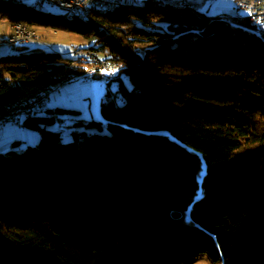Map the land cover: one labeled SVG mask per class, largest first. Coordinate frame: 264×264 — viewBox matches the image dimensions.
Returning <instances> with one entry per match:
<instances>
[{
	"label": "trees",
	"instance_id": "trees-1",
	"mask_svg": "<svg viewBox=\"0 0 264 264\" xmlns=\"http://www.w3.org/2000/svg\"><path fill=\"white\" fill-rule=\"evenodd\" d=\"M136 5L61 18L58 26L125 66L115 79L124 104L113 95L101 121L48 107L23 122L40 143L0 155V264H82L67 247L97 254L98 264L202 255L264 264V33L172 0ZM37 12L0 0L13 25L33 27ZM70 60L38 46L0 58V101L55 86ZM52 114L73 118L59 126ZM199 156L206 194L191 204Z\"/></svg>",
	"mask_w": 264,
	"mask_h": 264
},
{
	"label": "rangeland",
	"instance_id": "rangeland-1",
	"mask_svg": "<svg viewBox=\"0 0 264 264\" xmlns=\"http://www.w3.org/2000/svg\"><path fill=\"white\" fill-rule=\"evenodd\" d=\"M173 2L179 3L181 5L190 4L197 10L205 12L208 16H216L221 14L230 13L232 8L234 7V2L236 0H172ZM26 4L28 6H33L37 9L36 0H26ZM51 14L45 15L40 12H37L34 16L33 30L40 37V44H31L30 46H38L39 48L46 51H53L61 53L64 57L70 58L73 55V52L83 48H90L94 45V40L84 39L81 36L72 33L65 29L62 26H58V24L62 23V17H68V11L66 9L56 7L50 9ZM47 16V17H46ZM47 18V19H46ZM42 22L43 24H39ZM46 22V23H45ZM47 24V25H46ZM12 22L5 18L3 19L0 16V41L8 38L12 33ZM15 55V51H13L9 46L0 44V58L13 56ZM111 55L109 52H100V57L102 59L109 58ZM122 70V69H121ZM122 80L127 85L129 90L133 89V85L130 82L129 78L122 74ZM94 83V82H91ZM66 85H69L67 83ZM64 87V86H63ZM63 87H61L63 89ZM119 87V82L115 81L113 85L110 87L101 86L98 82H96V86L92 87H83L82 92L71 95V98L74 102V106L78 108L81 112L79 117L84 118L88 121H101L103 119L101 108L103 104H107L112 100V96H116V104L121 106L124 104V100L121 95L117 93ZM61 89V90H62ZM60 91H57V94L54 95L53 99V107L56 108L58 106H62L59 97ZM56 93V92H55ZM82 95V96H81ZM86 95V96H85ZM99 96L102 100L98 99ZM56 98V100H55ZM51 106V105H50ZM46 112H41L38 116H46ZM69 121L73 118L72 115H65ZM75 117V116H74ZM8 124V123H7ZM2 125V124H0ZM6 125V124H5ZM14 126V124H13ZM24 127V126H23ZM52 128L57 129L55 126ZM85 127H80V129H84ZM16 133L13 132V135L16 134L15 145H13V151L15 154L22 153L27 150L29 147H37L40 143V135L38 132L27 129V128H16ZM30 132V145L28 144V139L26 140V136L20 133ZM63 131L66 133L68 130L63 128ZM200 157V169L198 174V188L195 195L191 198V204L202 200L206 194L204 189V182L207 175L206 161L202 156ZM185 221L190 223V217L187 214L185 217ZM67 249L74 255L78 256L82 262V264H98L99 256L94 253H86L84 251L78 250L73 247H67ZM185 264H222V262L212 263L209 258L205 255L193 257L189 259Z\"/></svg>",
	"mask_w": 264,
	"mask_h": 264
},
{
	"label": "built area",
	"instance_id": "built-area-1",
	"mask_svg": "<svg viewBox=\"0 0 264 264\" xmlns=\"http://www.w3.org/2000/svg\"><path fill=\"white\" fill-rule=\"evenodd\" d=\"M123 0H36L40 7L49 9L60 7L68 13L81 12L88 15L90 7H109ZM136 1V0H134ZM235 15L246 18L255 28L264 26V0H236ZM40 44V37L29 25L12 26L11 35L0 41V44L9 46L13 51L20 47ZM78 60H70L59 72L60 81L45 91H28L18 94L17 98L9 101H0V124L5 125L15 122L22 125L25 116L31 111L45 110L51 105V99L55 92L67 83L76 82L79 78H85L89 82H98L105 87H110L117 78L121 69L118 62L112 59H102L95 49H79ZM56 122L59 126L67 124L69 119L63 114H56Z\"/></svg>",
	"mask_w": 264,
	"mask_h": 264
},
{
	"label": "crops",
	"instance_id": "crops-1",
	"mask_svg": "<svg viewBox=\"0 0 264 264\" xmlns=\"http://www.w3.org/2000/svg\"><path fill=\"white\" fill-rule=\"evenodd\" d=\"M235 2H234V7L232 8V10L230 11V13H226V14H232V15H235ZM100 84V83H99ZM95 87L96 86V82L94 83H91L89 81H87L85 78H79L76 82H73V83H69V85H64L63 89L61 90L60 89V101L61 103H63L62 106H58L59 104H57L56 108L53 107V99H54V95L57 94L54 93L53 96H52V99H51V106H49V109H57V108H63V109H71V110H75V111H78L80 115L81 112L78 110V108H76L74 105V102L71 98V95L73 94H76V93H80V91L82 92L83 90V87ZM101 85V84H100ZM56 86V85H55ZM103 86V85H101ZM82 96V95H81ZM86 96V95H85ZM98 99L102 100L99 96H97ZM56 100V98H55ZM53 103V104H52ZM47 110H45L46 112ZM44 113V112H43ZM48 114V113H47ZM78 115H74L76 117V119L80 120V119H84V118H77L79 117ZM85 121H88L87 119H84ZM14 124V126H13ZM25 128L23 127V125H19L15 122H9L8 124L6 125H0V155L1 154H7V153H11V151H13V145H15V143H17L16 141V134L13 135V132L16 133L17 131L16 128ZM35 133V131L37 132L36 129H32ZM20 133L23 135L26 136V140L28 141V144L30 145V132H25V133H22L20 131ZM23 135V136H24ZM40 139V137H39Z\"/></svg>",
	"mask_w": 264,
	"mask_h": 264
},
{
	"label": "bare ground",
	"instance_id": "bare-ground-1",
	"mask_svg": "<svg viewBox=\"0 0 264 264\" xmlns=\"http://www.w3.org/2000/svg\"><path fill=\"white\" fill-rule=\"evenodd\" d=\"M6 1H11V2L16 3V4L26 3V0H6ZM136 6H137L136 1H134V0H123V1L116 3L115 5L109 6V7H90L88 9V15H86V13H81V12H71V13H68V17L69 18H75L76 17V18H79L80 20L84 21L87 18H89V16L93 13H106V12L114 11L118 8H134ZM37 8L43 14H48L50 11V9L47 7H40L37 5ZM23 25H26V24L16 23L13 26H23ZM256 33L257 34L264 33V26H256ZM71 60H78V53L77 52H75V51L73 52ZM118 66L120 69H123L125 67L124 65H122L119 62H118ZM56 77H57V82L60 81V74L59 73L57 74ZM27 90L28 91H41V90H38L32 86L28 87ZM17 96H18V94L13 98H17ZM43 111L44 110L31 111V112H29L28 115L25 116V120L33 118ZM52 117H54V119L56 120V116L54 114H52Z\"/></svg>",
	"mask_w": 264,
	"mask_h": 264
},
{
	"label": "water",
	"instance_id": "water-1",
	"mask_svg": "<svg viewBox=\"0 0 264 264\" xmlns=\"http://www.w3.org/2000/svg\"><path fill=\"white\" fill-rule=\"evenodd\" d=\"M171 218L174 220H182L183 219V213L180 211H173L171 213Z\"/></svg>",
	"mask_w": 264,
	"mask_h": 264
}]
</instances>
